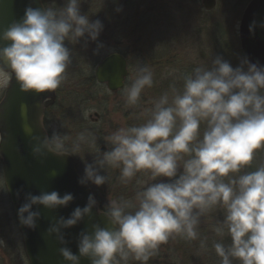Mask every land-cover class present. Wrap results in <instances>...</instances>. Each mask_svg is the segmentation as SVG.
<instances>
[{
    "label": "clouds",
    "instance_id": "obj_1",
    "mask_svg": "<svg viewBox=\"0 0 264 264\" xmlns=\"http://www.w3.org/2000/svg\"><path fill=\"white\" fill-rule=\"evenodd\" d=\"M83 0H64L62 7H26L19 20H13L0 32V72L13 74L24 93H54L67 79L72 63V45L84 38L95 42L104 29L100 20L82 14ZM121 11V9H117ZM264 27V23L260 25ZM256 22L250 27L255 31ZM102 44H98L97 53ZM153 72L138 66L135 79L123 87L126 107L138 105L141 93L153 86ZM26 106H22V115ZM149 118L142 124L121 127L104 138L107 151L85 161L83 186L108 184V169L119 170V181L128 184L138 174L152 181L142 185L131 199L108 200L97 208L90 194L84 207H76L69 217H59L47 229L64 245L60 255L68 264H148L161 245L179 237L185 241L199 238L201 218L217 209L223 219L213 231L221 240L212 248L219 264H264V164L249 168L264 149V65L246 57L238 67L222 57L211 66L195 67L183 77L182 89L171 86L154 101ZM32 154L41 159L48 153L64 156L68 137L59 133L32 135ZM83 143H95L91 133H80L73 142L72 155ZM102 173H106L102 174ZM50 175L55 176L53 170ZM20 193H17L19 197ZM74 196L57 191L27 193L18 209L19 223L37 228L41 218L33 206L55 211L68 207ZM93 209L107 218L111 227L91 224L79 233L78 254L67 247L65 229L93 216ZM227 235L230 243L222 238ZM6 242L0 239V245ZM200 247L205 249L206 239Z\"/></svg>",
    "mask_w": 264,
    "mask_h": 264
},
{
    "label": "rangeland",
    "instance_id": "obj_2",
    "mask_svg": "<svg viewBox=\"0 0 264 264\" xmlns=\"http://www.w3.org/2000/svg\"><path fill=\"white\" fill-rule=\"evenodd\" d=\"M42 1L46 7H62L64 4V0ZM131 1L135 7L141 2L140 0ZM148 1L149 5L154 3L156 6V19L149 24V29L147 28L149 34L144 37L142 43H139L141 50L131 53L129 59L131 76L128 81L131 84L135 79L138 66L146 64L153 72V86L145 88L141 93L138 105L132 107L124 106L125 101L122 94L116 95V92H110L106 85H95L91 92V89L87 87L88 77L95 76L96 68L101 60L107 55L115 53V48L104 44L97 53L98 47L92 49L77 46L79 47L77 48L66 41V46L72 51V63L66 71L67 79L58 88L59 103L50 117L52 122L47 128L49 136L59 133L68 137L67 144H70V131L74 127L76 128V123L81 121L80 128L96 131L94 137L97 151L99 152L102 147L107 149L104 142L106 136L121 127L144 123L150 116L149 110L153 107L154 101L165 92L171 94L172 85H175L177 89H182L183 77L191 73L195 67L211 66L212 59L219 56L230 62L235 68L245 58L239 29L243 13L251 0H242V5H237L239 0H217L216 7L211 11L204 9L203 0ZM135 29L137 30L138 26H135ZM10 79L9 73L0 72V102L10 84ZM96 92L100 93L93 95ZM119 101L123 103L120 105ZM95 113L100 115L98 122L91 119ZM261 164H264V149L258 150L251 166L245 171H253ZM84 169L85 162L81 166L82 175ZM102 174L106 175V173ZM107 175L110 177L108 184L100 187L89 184L93 193L104 206L108 200H119L121 197L133 198L142 187L137 184L138 180L152 182L149 177L138 174L128 184H122L118 179V169H108ZM216 214L218 215V213ZM211 215L209 212L202 217L204 220L202 223H211L212 221L215 223L216 219ZM222 219L223 217L218 215V220ZM201 237L208 238L199 235V238ZM0 239L6 242L4 245H0V264H30L23 236L4 182L1 157ZM169 244L164 249H160V259L157 264H187V260L178 253L179 245ZM206 245L205 249H202L200 244L196 245L199 250L198 256L201 258L200 264H211L210 257H206L207 254L211 255V241ZM130 264H139V262L131 261Z\"/></svg>",
    "mask_w": 264,
    "mask_h": 264
},
{
    "label": "water",
    "instance_id": "obj_3",
    "mask_svg": "<svg viewBox=\"0 0 264 264\" xmlns=\"http://www.w3.org/2000/svg\"><path fill=\"white\" fill-rule=\"evenodd\" d=\"M217 0H203L206 11L216 7ZM42 7V0H0V32L13 20H19L24 15L28 6ZM264 11V0H251L247 5L240 22V42L244 56L252 63L264 65V37L253 38V32L249 27L261 12ZM2 43V42H0ZM4 72L11 75L10 84L0 102V157L2 159L4 182L18 221V225L24 240V247L30 264H68L59 253L61 245L53 235H46L47 229L54 220L59 217H69L76 207H84L88 196L93 194L89 185L83 186L78 181L81 174L77 169L75 157L65 152L64 156L48 153L46 157L37 159L32 154L31 136L25 131L27 124L32 129V135L43 139L47 134L42 117L44 110L55 104L56 91L54 93L37 94L24 93L15 80L13 74L6 68ZM130 75L128 59L121 53H111L101 60L95 71L98 84L106 85L112 92H119L126 86ZM22 106H26V112L22 115ZM95 116V117H94ZM91 116L94 122H98L100 115ZM100 151H107L102 147ZM55 170L57 175L50 173ZM42 191H57L63 196L71 193L73 202L68 207H61L50 211L41 206H33V210L41 212V218L37 220V228L29 229L20 225L18 209L25 202V195L31 193L39 195ZM20 193L17 197V193ZM97 208H100L99 204ZM100 223L101 226L111 227L106 217L98 214L93 209L91 218L85 217L77 226L65 229V239L73 253L78 254L77 240L79 233L90 228L91 224ZM81 264H90L87 259L81 260Z\"/></svg>",
    "mask_w": 264,
    "mask_h": 264
},
{
    "label": "trees",
    "instance_id": "obj_4",
    "mask_svg": "<svg viewBox=\"0 0 264 264\" xmlns=\"http://www.w3.org/2000/svg\"><path fill=\"white\" fill-rule=\"evenodd\" d=\"M140 1L142 3H138V5L135 7L131 0H83V3L81 4L82 14H88L90 20L92 21L100 20L104 25V29L101 32L98 41L93 42L89 40L87 46H85L84 38H82L80 43L78 45H75V47L84 46L96 49L98 47V44L110 45L111 47L115 48V52L123 54L129 61L132 52H138L141 50L139 43H142L144 37L149 34V24L152 23L154 19H156V6L154 5V3H152V5H149L148 0ZM242 3V0L237 1V5H242ZM43 4L44 6H46L44 2ZM118 8L121 9V11H117ZM135 26H138L137 30L135 29ZM149 50L150 49L148 47V51ZM130 76L131 72L129 78ZM87 80V87L90 88V91L92 92L93 87L95 85H98L96 78L94 75H92L88 77ZM126 85H130V82L128 80L126 82ZM99 93L100 92H96L93 95ZM115 94H122V91L116 92ZM119 103L121 105L123 102L119 101ZM123 105L125 106V103ZM80 123L82 124L81 121ZM80 123H76V128L74 127V129L70 131V140L73 142L76 140L78 134L82 132L91 133L92 136H95L94 134H96V131L94 129H84L82 127L80 128ZM67 140L65 141V148L67 150L66 152L69 154H73V142L70 141V144H67ZM97 152L98 151L96 149L95 143H83L80 147L79 152L73 155L77 163V169L81 175L82 164L85 161H87L88 163H92L94 160V155ZM95 197L101 210H103V203L98 199L96 195ZM215 211L216 213H218V215L223 217V213L221 210L217 209ZM215 211H211V216L216 219L215 223H213V221L211 223H202L204 222V220L203 218H201V222L198 226L199 235L208 237L206 239V243L211 241V255L207 254L206 256L208 258L210 257L209 262L211 264H219V258L215 254V251L212 248V244L214 241L221 240V237L216 236L213 231L214 226L219 222L218 215L215 213ZM201 240L205 239L201 237L194 241H185L178 237L177 239L169 240L166 244L161 245L160 249H164L165 247L169 246V243H174L175 246L177 244L179 245L178 253H180L181 256L187 260L186 262H188L189 264H200L201 258L198 256L199 250L197 249L196 245L200 244ZM222 242L227 245L230 243V238L226 235L222 238ZM159 259L160 250L158 254L150 259L148 263L157 264ZM234 264H236V262H234Z\"/></svg>",
    "mask_w": 264,
    "mask_h": 264
},
{
    "label": "flooded vegetation",
    "instance_id": "obj_5",
    "mask_svg": "<svg viewBox=\"0 0 264 264\" xmlns=\"http://www.w3.org/2000/svg\"><path fill=\"white\" fill-rule=\"evenodd\" d=\"M256 28H255V31H254V34H253V38H258V37H264V30H262V27H260V25L262 23H264V11L261 12V14L258 15L257 17V20H256ZM59 91L58 89L56 90V101H55V104L46 108L44 110V114H43V117H42V123H43V126L45 128V130L47 131V134L49 136V133H48V126L50 124V122H52V120L50 119V117L52 116L53 112H54V109L58 106V103H59Z\"/></svg>",
    "mask_w": 264,
    "mask_h": 264
}]
</instances>
